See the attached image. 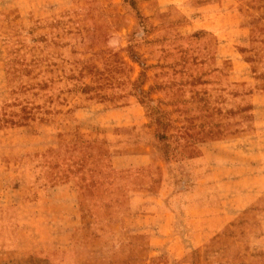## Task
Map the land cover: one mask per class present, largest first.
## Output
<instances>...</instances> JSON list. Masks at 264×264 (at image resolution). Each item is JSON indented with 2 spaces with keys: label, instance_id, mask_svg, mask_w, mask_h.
Segmentation results:
<instances>
[{
  "label": "rangeland",
  "instance_id": "obj_1",
  "mask_svg": "<svg viewBox=\"0 0 264 264\" xmlns=\"http://www.w3.org/2000/svg\"><path fill=\"white\" fill-rule=\"evenodd\" d=\"M0 264H264V0H0Z\"/></svg>",
  "mask_w": 264,
  "mask_h": 264
},
{
  "label": "crops",
  "instance_id": "obj_2",
  "mask_svg": "<svg viewBox=\"0 0 264 264\" xmlns=\"http://www.w3.org/2000/svg\"><path fill=\"white\" fill-rule=\"evenodd\" d=\"M149 154L146 152L138 153L137 155H128L123 157V161L126 162L127 167L130 165H144L148 163ZM44 192V191H42Z\"/></svg>",
  "mask_w": 264,
  "mask_h": 264
}]
</instances>
